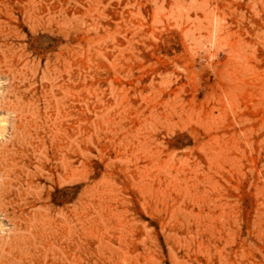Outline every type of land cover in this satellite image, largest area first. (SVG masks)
Segmentation results:
<instances>
[{
	"label": "rangeland",
	"instance_id": "1",
	"mask_svg": "<svg viewBox=\"0 0 264 264\" xmlns=\"http://www.w3.org/2000/svg\"><path fill=\"white\" fill-rule=\"evenodd\" d=\"M0 193V264H264V0H0Z\"/></svg>",
	"mask_w": 264,
	"mask_h": 264
},
{
	"label": "bare ground",
	"instance_id": "2",
	"mask_svg": "<svg viewBox=\"0 0 264 264\" xmlns=\"http://www.w3.org/2000/svg\"><path fill=\"white\" fill-rule=\"evenodd\" d=\"M12 171H13V170H12ZM8 172H9V171H8ZM11 173H12V172H10V174H11ZM8 175H9V174H8ZM8 175H6V176H8ZM8 177H9V176H8ZM20 178H21V177H20ZM14 179H15V178H14ZM6 180H7V179H6ZM4 181H5V179H4ZM4 181H3V182H4ZM14 181H15V180H14ZM20 183H21V182H20ZM5 184H6V183H5ZM26 184H28V183L26 182ZM23 185H24V184H23ZM6 186H7V185H6ZM9 186H11V185H9ZM9 186H8V187H9ZM19 187H20V186H19ZM22 187H23V186H22ZM30 187H31V186H30ZM32 187H33V186H32ZM3 188H5V187H3ZM13 188H14V187H13ZM8 189H9V188H8ZM25 189H26V188H25ZM1 190H2V189H1ZM15 190H17V189H15ZM39 190H40V189H39ZM39 190H36V191L39 192ZM36 191H34V192H36ZM5 192H6V191H5ZM9 192H11V191H9ZM21 192H22V191H21ZM28 192H29V191H28ZM11 193H12V192H11ZM30 193H31V192H30ZM32 193H33V192H32ZM0 194H1V193H0ZM4 194H5V193H4ZM19 194H20V193H19ZM34 194H35V193H34ZM43 194H44V193H43ZM19 197H21V196H19ZM32 197H33V196H32ZM38 198H39V197H38ZM12 199H13V198H12ZM0 200H1V199H0ZM2 201H3V200H2ZM6 201H7V200H6ZM1 204H2V202H1ZM3 204H4V203H3ZM3 204H2V205H3ZM6 205H7V204H6ZM0 206H1V205H0ZM4 206H5V205H4ZM1 208H3V207L1 206ZM44 208H45V207H44ZM4 209H5V208H4ZM4 211H5V210H4ZM42 211H43V210H42ZM2 212H3V211H2ZM5 213H6V212H5ZM44 213H45V212H44ZM44 213H43V214H44ZM87 213H88V212H87ZM22 214H23V213H22ZM61 214H62V213H61ZM61 214H60V215H61ZM26 215H27V214H26ZM33 215H34V214H33ZM35 215H36V213H35ZM38 215H39V214H38ZM41 215H42V214H41ZM41 215H40V216H41ZM45 215H46V214H45ZM47 215H48V214H47ZM6 216H8V215H6ZM6 216H5V217H6ZM36 216H37V215H36ZM36 216H35V217H36ZM65 216H67V215H65ZM65 216H64V217H65ZM78 216H79V215H78ZM46 217H47V216H46ZM80 217H81V216H80ZM8 218H9V217H8ZM31 218H32V217H31ZM65 218L68 219V217H65ZM86 218H87V217H86ZM16 219H17V218H16ZM18 219H19V218H18ZM18 219H17V220H18ZM38 219H40V218H38ZM46 219H47V218H46ZM9 220H12V218H9ZM30 220H31V219H30ZM12 221H13V220H12ZM50 221H51V220H50ZM63 221H65V219H64ZM84 221H85V220H84ZM90 221H91V220H90ZM24 222H25V221H24ZM34 222H35V220H34ZM42 222H43V221H42ZM54 222H55V221H54ZM68 222H69V221H68ZM81 222H82V220H81ZM39 223H40V222H39ZM44 223H45V222H44ZM47 223H48V222H47ZM61 223H62V222H61ZM65 223H66V221H65ZM73 223H74V222H73ZM31 224H33V223H31ZM49 224H51V223H49ZM67 224H68V223H67ZM89 224H90V223H89ZM33 225L35 226L36 224H33ZM43 225H44V224H43ZM46 225H47V224H46ZM71 225H72V224H71ZM76 225H77V224H76ZM27 227H28V226H27ZM37 227H38V226H37ZM37 227L35 226V228H37ZM44 227H45V226H43V228H44ZM47 227H48V226H47ZM51 227H52V225H51ZM82 227H83V225H82ZM82 227H81V228H82ZM15 228H16V227H15ZM35 228H33V229H35ZM41 228H42V227H41ZM89 228H91V227H89ZM16 229H17V228H16ZM19 229H20V228H18V230H19ZM27 229H28V228H27ZM47 229H48V228H47ZM61 229H62V228H61ZM83 229H84V228H83ZM36 230H37V229H36ZM44 230H46V228H45ZM54 230H55V229H54ZM66 230H67V229H66ZM11 231H12V230H11ZM48 231H49V230H48ZM20 232H21V231H20ZM90 232H92V231L90 230ZM12 233H13V231H12ZM16 233H17V232H16ZM16 233H15V234H16ZM18 233H19V231H18ZM18 233H17V234H18ZM21 233H22V232H21ZM21 233H19V234H21ZM23 233H24V235H25V232H23ZM27 233H28V232H27ZM45 233H47V232H45ZM73 233H74V231H73ZM42 234H43V233H42ZM69 234H70V233H69ZM91 234H92V233H91ZM12 235L14 236V233H13ZM12 235H10V236H12ZM24 235H23V238H25ZM31 235H32V234H31ZM8 236H9V235H8ZM19 236H20V235H19ZM15 237H16V235H15ZM28 237H29V236H28ZM31 237H33V236H31ZM53 237H54V235H53ZM59 237H60V236H59ZM73 237H74V236H73ZM2 238H3V237H2ZM7 238H8V237H7ZM7 238H6V239L4 238V239L6 240V243H7V240H8ZM10 238H11V237H10ZM12 238H13V237H12ZM33 238H34V237H33ZM50 238H51V237H50ZM60 238H61V237H60ZM66 238H67V237H66ZM4 239H3V240H4ZM14 239L16 240V238H14ZM18 239H20V238H18ZM30 239H31V238H30ZM63 239H64V238H63ZM21 240H22V239H21ZM0 241H1V240H0ZM26 241H27V239H26ZM26 241H25V242H26ZM34 241H35V240H34ZM9 242H10V240H9ZM21 242H23V241H21ZM1 243H2V242H1ZM10 243H11V242H10ZM10 243H9V244H10ZM35 243H36V242H35ZM7 244H8V243H7ZM19 244H20V243H18V245H19ZM22 244H23V243H22ZM26 244H27V243H26ZM26 244H25V245H26ZM2 245H3V243H2ZM18 245H17V246H18ZM36 245H37V244H36ZM26 246H27V245H26ZM26 246H25V247H26ZM54 246H55V245H54ZM3 247H4V246H3ZM35 247L37 248L38 246H35ZM42 247H43V246H42ZM78 247H79V244H78ZM19 248H20V247H19ZM53 248H54V247H53ZM79 248H80V247H79ZM1 249H4V248H1ZM13 249H15V248H13ZM20 249H21V248H20ZM23 249H24V248H23ZM25 250H26V249H25ZM58 250H60V249H58ZM23 251H24V250H23ZM23 251H22V252H23ZM20 252H21V250H20ZM59 252H62V251L60 250ZM62 253H63V252H62ZM0 254H1V253H0ZM10 254H11V253H10ZM13 254H14V253H13ZM32 254H33V253H32ZM63 254H64V253H63ZM54 255H55V254H54ZM9 256H10V255H9ZM63 256H66V255L64 254ZM47 257H48V254H47ZM65 258H66V257H65ZM74 259H75V258H74ZM0 260H1V259H0ZM63 261H64V260H63ZM66 261L69 262L68 260H66ZM33 263H34V262H33ZM69 263H70V262H69ZM38 264H41V262H39ZM71 264H77V263H76V260H75L73 263H71Z\"/></svg>",
	"mask_w": 264,
	"mask_h": 264
}]
</instances>
